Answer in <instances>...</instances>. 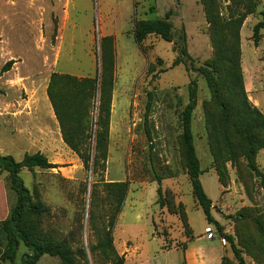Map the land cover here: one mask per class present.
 Listing matches in <instances>:
<instances>
[{"label":"rangeland","instance_id":"rangeland-1","mask_svg":"<svg viewBox=\"0 0 264 264\" xmlns=\"http://www.w3.org/2000/svg\"><path fill=\"white\" fill-rule=\"evenodd\" d=\"M263 8L264 0H217L210 6L219 20L217 35L228 41L226 23L244 17L238 33L244 86L264 114V28L258 44L253 38ZM148 19L169 22L172 39L151 34L139 46L135 26ZM212 37L201 0H0V72L14 61L0 76V153L21 161L41 152L58 166L22 169L20 175L34 198L51 209L43 231L68 235L75 250L86 251L85 260L76 257L79 264H112L110 254L94 258L89 248L107 220L105 186L119 182H128L129 191L112 235L124 264H183L188 249H196L191 264H264V150L253 159L224 162L222 174L214 165L205 105L214 118L218 109L201 70L213 58ZM104 62L113 88L106 160L95 173L93 162L87 170L64 142L49 87L54 74L100 84ZM56 88L72 98L65 81ZM81 98L87 116L79 125L91 126L94 149L99 89L93 100ZM192 100L191 132L211 201L208 213L193 193L181 143L182 112ZM14 203L9 175L0 172V222ZM24 253L31 254L21 243L16 260L0 264H21ZM60 263L50 255L39 261Z\"/></svg>","mask_w":264,"mask_h":264},{"label":"trees","instance_id":"trees-1","mask_svg":"<svg viewBox=\"0 0 264 264\" xmlns=\"http://www.w3.org/2000/svg\"><path fill=\"white\" fill-rule=\"evenodd\" d=\"M201 1L204 3L207 20L213 31L214 44L213 58L201 70L208 83L212 103L218 109V116L214 118L208 112L210 111L208 104L205 105L207 131L211 138L214 165L219 174H222L224 162L233 161L240 156L253 159L260 150H264V114L251 104L244 86L238 37L244 17L237 14L236 19L226 23V28L232 31V38L228 41L223 36L217 35L219 20L210 9V6L216 5L217 0H208L209 3L206 2L207 0ZM261 15L262 22L254 28L255 44L259 41V29L264 28V8ZM151 34L170 41L172 39L170 23L148 19L136 24L134 36L139 46ZM13 63L14 61H10L2 67L0 76L9 71ZM110 70L104 62L100 84L95 78L78 79L73 76L54 74L49 87L50 100L60 122L64 142L78 154L87 170L93 162L95 173L103 167V162L106 160L107 120L105 118L108 115L107 104L113 88ZM59 81H65L72 98L65 99L57 91L56 85ZM98 89L101 101L100 120L93 149L91 126L88 129H81L79 125V121L87 116V112L82 110L85 103L82 102L84 99L81 95L84 94L89 100H93ZM194 105L195 101L192 100L182 112L181 143L193 193L204 211L208 213L211 201L206 196L200 181L202 171L191 132ZM57 167L56 164L50 163L41 152L26 154L21 161H16L11 155L0 153V172L8 173L10 190L15 195V203L9 216L0 222L1 262H14L21 243L31 252L21 256V264H39L44 255L57 257L61 261L60 264H79L77 256L85 260L86 251L83 247L75 250V240L70 236L56 237L52 235V232L43 231V221L50 215L51 209L39 199L34 198L20 175L22 169L34 172L35 169L46 170ZM105 187L109 200V212L105 225L100 229L99 240L97 244L89 248V252L94 258L100 253L106 256L110 254L113 258L112 264H124V259L119 257L114 249L112 232L126 201L129 184L128 182L110 183ZM180 218L185 223V212L180 214ZM90 225L92 230L96 229L93 214ZM185 252L183 250V264H187ZM240 263L244 264L241 259Z\"/></svg>","mask_w":264,"mask_h":264},{"label":"crops","instance_id":"crops-1","mask_svg":"<svg viewBox=\"0 0 264 264\" xmlns=\"http://www.w3.org/2000/svg\"><path fill=\"white\" fill-rule=\"evenodd\" d=\"M196 249H193L192 252H190V250H187V261L188 264H191V260L196 256ZM199 255V254H198ZM199 256H203V255H199Z\"/></svg>","mask_w":264,"mask_h":264}]
</instances>
